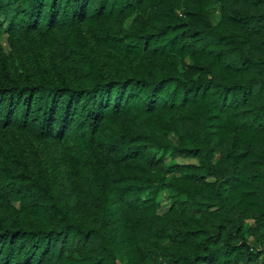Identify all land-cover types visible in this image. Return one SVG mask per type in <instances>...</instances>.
Wrapping results in <instances>:
<instances>
[{"label":"trees","instance_id":"16d2710c","mask_svg":"<svg viewBox=\"0 0 264 264\" xmlns=\"http://www.w3.org/2000/svg\"><path fill=\"white\" fill-rule=\"evenodd\" d=\"M0 32V264H264V0H0Z\"/></svg>","mask_w":264,"mask_h":264},{"label":"rangeland","instance_id":"374dc122","mask_svg":"<svg viewBox=\"0 0 264 264\" xmlns=\"http://www.w3.org/2000/svg\"><path fill=\"white\" fill-rule=\"evenodd\" d=\"M0 45L4 51L5 54L9 55L11 54V51L13 48L11 47V43L9 40L8 33L0 32ZM29 138L33 141L35 146L38 147L39 151L42 154L43 161L47 162L49 158L55 161L56 165L61 169L62 172L66 169L64 160L60 154V148L59 145L54 140H49L48 142H43L39 138L35 136H29ZM48 153V155H47ZM174 161L179 162H196L197 159L193 157H185V156H178V155H168L167 156V162L171 163ZM168 205V202H164L163 208H166ZM251 221V220H248Z\"/></svg>","mask_w":264,"mask_h":264}]
</instances>
